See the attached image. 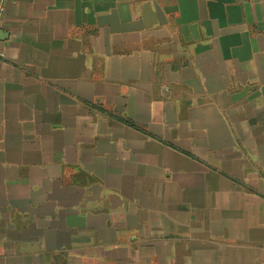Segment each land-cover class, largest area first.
Instances as JSON below:
<instances>
[{
	"label": "crops",
	"instance_id": "0c3cea01",
	"mask_svg": "<svg viewBox=\"0 0 264 264\" xmlns=\"http://www.w3.org/2000/svg\"><path fill=\"white\" fill-rule=\"evenodd\" d=\"M0 264H264V0H0Z\"/></svg>",
	"mask_w": 264,
	"mask_h": 264
}]
</instances>
